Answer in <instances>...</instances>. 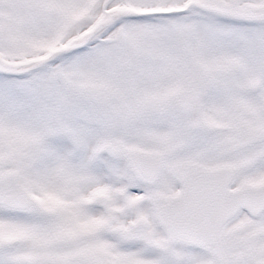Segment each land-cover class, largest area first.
Here are the masks:
<instances>
[{
	"label": "snow or ice",
	"instance_id": "1",
	"mask_svg": "<svg viewBox=\"0 0 264 264\" xmlns=\"http://www.w3.org/2000/svg\"><path fill=\"white\" fill-rule=\"evenodd\" d=\"M0 264H264V0H0Z\"/></svg>",
	"mask_w": 264,
	"mask_h": 264
}]
</instances>
